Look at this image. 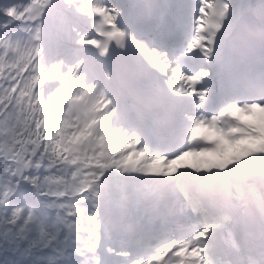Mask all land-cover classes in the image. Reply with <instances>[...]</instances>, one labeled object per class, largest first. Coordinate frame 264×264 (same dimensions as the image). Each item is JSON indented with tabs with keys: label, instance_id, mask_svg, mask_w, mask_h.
<instances>
[{
	"label": "snow or ice",
	"instance_id": "1",
	"mask_svg": "<svg viewBox=\"0 0 264 264\" xmlns=\"http://www.w3.org/2000/svg\"><path fill=\"white\" fill-rule=\"evenodd\" d=\"M0 264H264V0H0Z\"/></svg>",
	"mask_w": 264,
	"mask_h": 264
}]
</instances>
